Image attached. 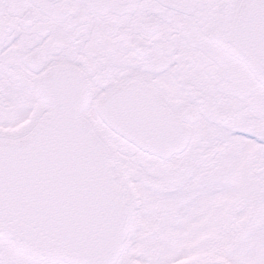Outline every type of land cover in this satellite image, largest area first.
<instances>
[{
	"label": "snow or ice",
	"instance_id": "snow-or-ice-1",
	"mask_svg": "<svg viewBox=\"0 0 264 264\" xmlns=\"http://www.w3.org/2000/svg\"><path fill=\"white\" fill-rule=\"evenodd\" d=\"M0 264H264V0H0Z\"/></svg>",
	"mask_w": 264,
	"mask_h": 264
}]
</instances>
